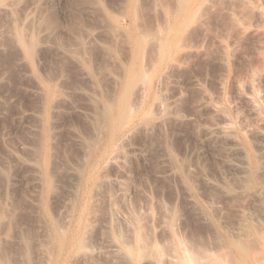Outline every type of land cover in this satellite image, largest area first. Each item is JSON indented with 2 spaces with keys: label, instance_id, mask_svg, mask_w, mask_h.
<instances>
[{
  "label": "rangeland",
  "instance_id": "374dc122",
  "mask_svg": "<svg viewBox=\"0 0 264 264\" xmlns=\"http://www.w3.org/2000/svg\"><path fill=\"white\" fill-rule=\"evenodd\" d=\"M140 2L138 23L142 30L149 33L157 30L164 21L166 11L172 10L175 6L174 0ZM14 7L17 8H14L13 15L0 10V170L4 172L0 171L3 175L0 176V183L1 179L5 180L0 184L3 186L5 183L3 186L5 189L1 190L0 186V193L4 192L5 195L4 197L0 195V199L3 197L0 202L3 199L2 202L8 201L9 198L10 209L15 211V213L11 211L10 218L12 221L15 217L19 220L11 222L10 238L13 240L10 243L15 244L12 237L18 236L17 233L22 228L27 232L31 230L28 233L31 232L33 235L31 238L35 239V242L30 241L34 246L31 250L33 252L36 250L37 240L42 237L40 235L42 231H38L40 228L37 224L45 223L47 226L52 219L58 220L60 217L62 227L65 222L67 230L78 228V238L84 239L85 236L86 239L83 240L85 247L77 248L76 245L73 253L71 252L72 255H69L72 260L67 259L65 264H180L183 262V254L186 256V253L195 258L198 264L216 262L218 264V259H224V262L230 264L238 255L230 244L234 240L244 241L247 246L248 244L254 246L255 248H251L253 252L256 249V240L252 236L254 237L257 231L261 233L264 230V174L259 176L261 170L255 164L258 157H264L263 150L260 151L258 145L257 147L255 145L261 138L256 136L260 131L264 132V0H211L205 5L197 19L182 31L179 46L177 44L173 46L172 55L169 58L157 59L150 64L151 66H147L148 73L144 72V78L142 77L141 84H138L140 88L150 87L151 94L145 108L151 114L147 115V112L144 119L138 118L128 122L110 144L107 130L105 133L104 129L93 134L94 124L90 126L93 120L90 115L86 118V115L92 112L89 110L91 106L87 104H91L88 97L94 95L96 89L97 92L98 89L99 91L111 89L112 75L119 72V65L127 56L129 46L126 40L124 37L114 39L111 26L110 28L108 26L111 24L105 21L108 12L118 11L120 0H18ZM39 7L41 17L45 16L46 19L51 12L55 19L52 31L48 29L47 22L41 23L40 36L44 34L56 37L53 39L56 44L51 41L53 37L41 36L42 51L38 50V59L35 58L37 62L34 61L30 67L14 42L11 25L15 16L20 20L29 12V15L35 17ZM32 9L34 12H31ZM55 31L58 37L54 35ZM85 31L87 32L85 35L91 31L97 33L96 41H91L92 45L89 43L90 48L92 46L91 49L94 50V52L90 50V54H93L89 61L91 67L93 65L96 69V73L90 69L92 71L90 79L96 89L89 84L90 79L82 80L86 77L82 74L79 63L71 59V56V60L68 59V54L64 56L62 52L66 54V47H60L65 44L71 49L76 44L74 49H77V43L73 44L71 40ZM75 41L77 42V40L73 42ZM92 56L94 61L91 59ZM73 61L74 63L76 61L75 65ZM27 68L30 71L27 72ZM28 75H32L31 78ZM44 77L45 81L46 77L50 80L54 78L53 82L56 85L59 82L58 89L61 88L69 99L68 102L65 94H62L66 102L65 100L64 103L62 100L58 102V104L62 102L60 106L58 105L61 112L57 110L51 115L54 116L55 113L59 115H56L57 117L49 115L47 120L41 96L38 95L39 90L35 87V84L44 85ZM35 80L37 81L34 82ZM36 96L41 102L37 103L39 100ZM250 96L254 101L249 100ZM155 99L162 102L160 108H158L160 104L155 105L157 103ZM152 100H155L154 105L157 107L153 106ZM249 102L253 104L249 105ZM38 107L42 110L40 111ZM36 119L39 122H36ZM38 123L41 125L38 126ZM140 123L145 125L141 126ZM34 126L38 128L35 130ZM223 127L232 128V132L236 133L224 137L217 131ZM30 128L34 129L36 134L34 131H31L33 132L31 134ZM212 129L214 130L211 131ZM37 132L41 138L44 135L52 138L50 140L54 143L53 151H55L53 146L57 147V152L51 151L48 171L52 170L51 175L56 174L53 175L55 178L53 176L51 178L56 179L52 180L58 185H55L58 194L55 192V199L48 205L43 204L40 209L35 206L32 199L36 196L32 197V194L37 192L34 183L36 180L39 181L38 179L34 181V176L44 167L42 159L37 158L35 161L37 155H33L36 150L32 149L40 141H36ZM32 135L37 136L34 137L35 140L32 139ZM27 138L36 141V144L33 142L29 144ZM90 140L92 142L94 140V143H97V140L100 142L97 143L94 152L89 149L87 153V143H92ZM235 140L240 144L237 145ZM30 145L33 147H29L28 151L25 146ZM22 147L26 150L23 151ZM105 147L106 151L101 156ZM235 147H240V151H237L241 154L245 152V156H241ZM21 150L26 156L30 152L28 159L22 155ZM234 150L237 154L233 155ZM83 153L84 156L90 154L86 161L84 160L86 163H83ZM12 155H15L18 161ZM95 158L99 159V162L92 172L94 177L88 179ZM239 158L245 160L240 161ZM245 161L248 166L244 164ZM259 161L264 163L263 158H259ZM18 162H22L21 165ZM25 165H29L30 169L34 167L29 170L27 166L23 167ZM52 166L54 169H51ZM5 167L9 169L4 170ZM244 167L250 172L242 171ZM239 169L240 172H244L243 174H247L248 178L251 176V180L246 177L249 181L246 179L244 181L245 175L239 173ZM75 173H78V178ZM10 174L13 179L10 178ZM238 176H241L242 181ZM19 181L25 182L26 185L22 186ZM10 184L12 187L18 185V188L21 186L22 188L18 192L14 189L16 186L12 189ZM33 187L35 192H32ZM23 188L27 191L22 190ZM9 189L13 190L12 197L8 194ZM14 191L21 192V196L20 194L19 197L16 196L17 193L14 194ZM73 192H77V195L74 194L76 198L72 197ZM12 198L17 207L12 203ZM83 201L86 202L85 216L79 221ZM64 202L71 204L73 210L69 205L65 208ZM11 207L17 208L18 214ZM61 208L69 213L68 216L71 214L70 221L69 219L66 221L67 213L62 212ZM50 209L52 211L57 209V216ZM14 225L19 230H12ZM14 227L13 229L16 228ZM140 246L147 247L150 255H147L149 251L145 252L146 256L144 252L142 255L140 250L143 251V248ZM182 249H185V252ZM39 251L40 249H37L38 257L41 256ZM35 252L33 254H36ZM78 252L83 256H78L80 255ZM231 252L234 254L233 257ZM76 254L79 259L73 257ZM238 258L239 256L236 260ZM224 262L221 260L219 264H225Z\"/></svg>",
  "mask_w": 264,
  "mask_h": 264
},
{
  "label": "bare ground",
  "instance_id": "6f19581e",
  "mask_svg": "<svg viewBox=\"0 0 264 264\" xmlns=\"http://www.w3.org/2000/svg\"><path fill=\"white\" fill-rule=\"evenodd\" d=\"M18 0H0V10H2V11H5V12H7V13H9V14H15L14 13V11H15V9L14 8H17V7H14L15 5H16V2H17ZM175 1V6H174V8L172 9V10H168V11H166V15H165V18H164V21L159 25V27L157 28V30L154 32V33H149V32H146V31H144V30H142L141 28H140V25H139V23H138V20H139V18H137L138 17V9L140 8V0H120V7H119V9H118V11L117 12H114V13H111V12H108L107 13V15H106V19H105V21L106 22H108L109 24H111V25H108L109 26V28H110V26H111V29L110 30H112V34H113V38L115 39L116 37L118 38V37H124V39L126 40V42H127V44H128V46H129V49L127 50L128 52H127V56L126 57H124V59L122 60V62L120 63V65H119V68H120V70L118 69V73H116V74H114V75H112V83H113V86H111V89L110 90H100L99 91V89H98V92H97V89L95 88V87H93L92 85L94 84V82L93 81H91L92 79H90L91 78V76H92V71L93 70H95V73H96V69H95V67L92 65V67H91V63H90V61H89V58H90V56H91V54H93V53H91L90 54V50H92L91 48H92V46H91V48H90V44L89 43H91V41H96V34L97 33H95L96 31L95 30H93V29H91V30H93V31H95V32H88V35H85V34H87V32L85 31V33L83 32L82 34H79L78 36H77V38L76 39H74V40H77V42L75 41V42H73L72 40H71V42L74 44V43H77V49H74L75 48V45L76 44H74V48H71V49H68V47H67V45H65L64 44V46H60V47H63V48H65L66 47V54L64 53V52H62L63 54H64V56L65 55H69V56H67L68 57V59H70L71 57V59H75L78 63H79V66H80V68H81V72H82V74L86 77V78H82V80H88V79H90V81H89V84L93 87V88H95L96 89V91H94L95 92V94L93 95H90L88 98H89V100H90V103L91 104H89V103H87L89 106H91V108H93V109H91V108H89V110L90 111H92L91 112V114H88V115H86V118H87V116H89V117H91L92 118V120H93V123H91L92 125H90V126H93V124H94V133L93 132H91V133H93V134H95V131H102V130H104L105 129V131H104V133L106 132V130H107V132H108V134H109V144L114 140V137L116 136V134L119 132V131H121L122 129H123V127L128 123V122H133V121H135L136 119H141L142 120V118L144 119V116H145V114L148 112V111H146V104H147V101H148V99H149V96H150V94H151V92H150V87L149 86H142L143 88H140L139 86L140 85H138L139 83H140V80H142V77L144 78V72H147L146 70H148V67L147 66H149L150 64L152 65V63H154L157 59H164V58H169L172 54V49H173V46L175 45V44H177V46H179V43H180V41H181V35H182V31L184 30V28L188 25V24H190V23H192V22H194L196 19H197V17L199 16V14H200V11L202 10V8H204V6L205 5H207L211 0H174ZM20 2V1H19ZM18 2V3H19ZM17 3V4H18ZM36 4V3H35ZM37 7V6H36ZM83 7V6H82ZM34 9V8H33ZM33 9H32V11L31 12H34L33 11ZM84 10V9H83ZM39 11H40V7H39V10L37 11L38 13V15H39ZM41 11H42V9H41ZM30 13L28 12V14H26V16L22 19V18H20V20L19 19H17L18 18V16H17V18H16V16L15 17H13L12 15H11V18L13 17V21H12V35H13V39H14V42H15V44L19 47V51L22 53V55H23V57L22 58H24V59H26V61L25 62H27V64L31 67L32 66V64H33V62L34 61H36L35 60V58L36 59H38V56H37V53L39 52L38 50L40 49V48H42V46H43V41H41V39H40V37L42 36H40V32H41V29H40V25H41V23L44 21V23L45 22H47V25H48V29L49 30H51L52 31V29L54 28V24H55V19H54V15H53V13H51V12H49L48 13V16H46V19H44V17L42 16L41 17V15H39L40 17H38V15L37 14H35V17H33V16H31V15H29ZM36 15H37V17H36ZM105 16V15H104ZM22 17V16H21ZM43 23V24H44ZM107 23V24H108ZM45 25V24H44ZM43 25V27H45ZM72 27H74V26H72ZM81 27V26H80ZM76 28V27H75ZM79 28V27H78ZM82 28V27H81ZM80 28V29H81ZM77 32H78V30H77V28L75 29ZM74 30V31H75ZM40 31V32H39ZM43 31V30H42ZM81 31H82V29H81ZM56 33L54 34V32H53V34L55 35V36H57L58 37V35H56L57 34V31H55ZM49 33H50V31H49ZM79 33V32H78ZM77 33V34H78ZM47 34V33H46ZM76 34V35H77ZM85 35V36H84ZM43 36H49V35H44L43 34ZM42 36V37H43ZM41 37V38H42ZM49 37H53V36H49ZM45 38V37H44ZM54 38H56V37H53L52 38V40H51V38H50V40L51 41H54L53 39ZM73 38H75V37H73ZM61 39V38H60ZM48 42H49V40H48ZM55 42V41H54ZM63 42V41H62ZM58 43H59V41H58ZM63 43H65V42H63ZM63 43H61V44H63ZM72 43H71V45H72ZM45 44V43H44ZM46 44H49V43H47L46 42ZM55 44H56V42H55ZM54 44V45H55ZM60 44V45H61ZM67 44V43H66ZM91 45H92V43H91ZM69 47H70V44L68 45ZM73 46V45H72ZM45 47V46H44ZM57 48H58V46H56ZM94 49V48H93ZM40 51H42V49H40ZM58 51V50H57ZM93 52H94V50H92ZM61 53V52H60ZM90 54V55H89ZM21 55V56H22ZM71 56V57H70ZM144 56L146 57V60L144 61ZM93 58V61H94V57L92 56L91 57V59ZM70 59V60H71ZM173 59H174V57H173ZM76 61H75V63H76ZM24 62V63H25ZM37 62V61H36ZM73 63H74V61H73ZM75 63H74V65H75ZM77 63V64H78ZM92 64H94V62L92 63ZM35 65H36V63H35ZM38 65V64H37ZM150 65V66H151ZM25 66H26V63H25ZM78 66V65H77ZM78 66V67H79ZM26 67H28V66H26ZM64 67V66H63ZM62 67V68H63ZM77 67V68H78ZM92 68V69H91ZM147 68V69H146ZM28 69V68H27ZM92 71H91V70ZM65 70V69H64ZM80 70V69H79ZM27 72L28 71H30L29 69L28 70H26ZM57 72V71H56ZM52 73V72H51ZM95 73H94V75H95ZM148 73V72H147ZM28 74V73H27ZM50 73H48V75H49ZM54 74V73H53ZM79 74V73H78ZM81 74V73H80ZM82 74H81V76H82ZM29 76V75H28ZM30 76H32V75H30ZM29 76V77H30ZM57 76H58V74H57ZM57 76H56V78H57ZM63 76V75H62ZM146 76V75H145ZM48 77V76H47ZM46 77V81H45V77H44V81H45V83H43L44 85H39L38 86V84H35L36 86V88L39 90V94L38 93H35V94H38V95H40L41 96V99H42V105H43V112H44V114H45V118H46V120H47V118L49 117V115H51V114H54V112H57V110H58V105L60 106V104L62 103H60V104H58V102L59 101H63V103H64V100H63V98H65L66 97V94L64 93V92H62L60 89L61 88H59L58 89V87H57V85L59 84V82L57 83V85H56V83H54L53 82V80H54V78L52 79V80H50V79H48ZM31 78V77H30ZM43 78V77H42ZM33 79V78H32ZM37 80H35L34 82H36ZM98 81V80H97ZM85 82V81H84ZM93 84H92V83ZM143 82V81H142ZM144 83V82H143ZM141 84V83H140ZM142 85H145V84H142ZM148 85V84H147ZM38 86V87H37ZM34 87V88H35ZM137 87H139V88H137ZM137 89V90H136ZM61 91V92H60ZM151 91H153V89L151 90ZM34 92H36V91H34ZM80 92V91H79ZM78 92V93H79ZM83 92V91H82ZM81 92V93H82ZM90 92H91V90H90ZM97 92V93H96ZM154 92V91H153ZM84 93H86V92H84ZM92 93H93V91H92ZM253 93V92H252ZM62 94H65V97H64V95L62 96ZM153 94V93H152ZM242 94V93H241ZM240 94V95H241ZM37 95V96H38ZM86 95H88L87 93H86ZM86 95L84 96L85 97V100L87 99L86 98ZM244 95H245V93H244ZM36 96V97H37ZM206 96V95H205ZM246 96V95H245ZM39 97V96H38ZM38 97H37V100H39L38 99ZM83 97V98H84ZM204 97V96H203ZM248 97H249V95L247 96V99H248ZM251 97V96H250ZM205 98V97H204ZM242 98V97H241ZM243 98H244V96H243ZM253 97H251L249 100H253L254 101V99H252ZM66 99H67V97H66ZM36 100V101H37ZM68 100V102H69V99H67ZM89 100H88V102H89ZM156 100V99H155ZM155 100L153 101L154 103H153V106L154 107H157L159 104H160V106L158 107V108H160L162 105V102L160 103V102H158V100H156L157 101V103L155 102ZM39 102H41L40 100L37 102V103H39ZM65 102H66V100H65ZM67 102V103H68ZM152 103V102H151ZM156 103V104H155ZM174 103H175V100H174ZM202 102H200V104H201ZM205 103V102H204ZM252 103V102H251ZM41 104V103H40ZM39 104V105H40ZM157 105V106H155V105ZM203 104V103H202ZM249 105H252V104H250V102L248 103ZM152 105V104H151ZM208 105H211V104H208ZM208 105H207V107H208ZM38 106V105H37ZM41 106V105H40ZM39 106V107H40ZM149 106V105H148ZM152 106V107H153ZM38 107V108H39ZM62 107V106H61ZM37 108V109H38ZM41 108H42V106H41ZM63 108V107H62ZM150 108V107H149ZM204 109V108H203ZM207 109V108H206ZM210 109V108H209ZM211 109H213V108H211ZM214 109H216V108H214ZM213 109V110H214ZM253 109V108H252ZM255 109V108H254ZM39 110L41 111L42 109H40L39 108ZM38 110V112H40ZM88 110V111H89ZM217 110V109H216ZM220 110V109H219ZM222 110V109H221ZM37 111V110H36ZM59 111V110H58ZM61 111H59V113H60ZM41 113V112H40ZM83 113V112H82ZM83 114H85V113H83ZM148 114H151L150 112H148L147 113V115ZM58 116L59 114H56L55 113V115L53 116V115H51V116H53V117H55V116ZM62 115V114H61ZM56 116V117H57ZM83 116V115H82ZM85 116V115H84ZM60 117V116H59ZM89 117H88V119H89ZM150 117V116H149ZM35 118H36V116H35ZM37 118H40V117H37ZM52 119V118H51ZM147 119V118H146ZM145 119V120H146ZM38 119H36V122H39V120L37 121ZM35 122V123H36ZM40 122H41V119H40ZM146 122V121H145ZM144 122V123H145ZM57 123V122H56ZM149 123H150V121H149ZM148 123V124H149ZM55 124V123H54ZM58 124V123H57ZM146 125H147V123H145ZM145 124H141L140 123V125L142 126H144ZM231 124V123H230ZM39 125H41V123L39 124L38 123V126ZM139 125V126H140ZM225 125V124H224ZM226 125H228V123L226 124ZM56 126V125H55ZM138 126V125H137ZM136 126V127H137ZM148 126V125H147ZM146 126V127H147ZM232 126V125H231ZM230 126V127H231ZM57 127V126H56ZM55 127V128H56ZM134 127V126H133ZM145 127V128H146ZM34 128H35V126H34ZM38 128V127H37ZM37 128H35V130L37 129ZM51 128V127H50ZM90 129V128H89ZM208 129V128H207ZM39 130H40V128H39ZM91 130H93L92 128H91ZM132 130V129H131ZM131 130H129V131H131ZM202 130V129H201ZM200 130V131H201ZM214 129H212L211 131H213ZM215 130H216V128H215ZM263 130V129H262ZM31 131H34V129H31L30 128V133L32 134L33 132H31ZM52 131V130H51ZM208 131V130H207ZM206 131V132H207ZM211 131H209V133L211 132ZM217 131H218V133L219 134H222L224 137L226 136H231V134L233 133V134H235L234 132H232L233 130H232V128L230 129L229 127L228 128H226V127H223V128H218L217 129ZM217 131H214V132H217ZM264 131V130H263ZM56 131H54V133H55ZM205 132V133H206ZM34 133H35V131H34ZM38 133V132H37ZM40 133H42V131L40 132ZM103 132H101V134H102ZM204 133V134H205ZM208 133V132H207ZM207 133H206V135H207ZM36 134V133H35ZM35 134H33V135H35ZM44 134V133H43ZM97 134V133H96ZM101 134H100V136H101ZM211 134V133H210ZM257 134V133H256ZM32 135V136H33ZM92 135V134H91ZM237 135V134H236ZM39 137V139H37L38 137ZM37 136H33V138L32 139H34L35 140V138L34 137H37L36 138V141L37 140H40L39 142H37V145H34L35 146V148L34 149H32V150H36V152L38 153H34V151L33 152H31V154L32 153H34L33 155L35 156V154L37 155V156H35V158H36V160H35V158L33 157V155H31L33 158H34V160L35 161H37V158H39V159H42L41 161H42V164H43V166L44 167H42L41 168V171L39 170V171H37L39 174H37V175H35L34 176V181L36 180V179H38L39 181H35V187H37V192H35L33 189H34V187L32 188V192H35L34 193V195L32 194V197L33 196H35V198H32V199H34V202H35V206L36 207H40L41 208V206L44 204V205H48L53 199H55V190H56V186L55 185H57V184H55V182L53 181V180H56V179H53V178H51V176H53V175H56V174H53V175H51L52 173H50V172H52V170L51 171H48V165H49V160L51 159V155H52V152H57L56 151V149H57V147L55 148V145L53 146V148L55 149V151H53L52 150V144H54V143H51V140L50 139H52L51 137L49 138V136L48 135H44L42 138L40 137V134L38 133V135ZM51 136H53L54 137V135H51ZM77 136V135H76ZM95 136H97V135H95ZM214 136V135H213ZM217 136V135H216ZM215 136V137H216ZM222 136V137H223ZM235 138H236V136L235 135H233ZM259 136V137H258ZM260 136H261V138H263V140H261V138H260ZM219 137H221V136H219ZM223 137V138H224ZM233 137V138H234ZM239 137V136H238ZM255 137V136H254ZM256 137H258V138H260V140L259 141H257V143L255 144L256 145V147H257V145H258V148L260 149V151L261 150H263V152H264V132H261L260 131V133L256 136ZM30 138H31V136H30ZM30 138L28 139V141L27 142H29V144H30V142L32 143L33 141L32 140H30ZM41 138V139H40ZM85 138H87L86 136H85ZM89 139L91 138V136L89 135V137H88ZM97 138V137H96ZM222 138V139H223ZM240 138V137H239ZM82 139V138H81ZM88 139V140H89ZM100 139V138H99ZM98 139V140H99ZM212 140H214L213 138H211ZM219 139H221V138H219ZM226 139V138H225ZM237 139V138H236ZM241 139V138H240ZM24 140V139H23ZM26 140V139H25ZM54 140V139H53ZM92 140V139H91ZM90 140V141H91ZM96 141L97 143H99L100 141ZM224 140V139H223ZM228 140V139H227ZM229 140H231V138L229 139ZM239 140V139H238ZM238 140H235V141H237L236 142V144L238 145V144H240L239 143V141ZM242 140V139H241ZM240 140V142H242ZM35 141V142H36ZM56 141V140H55ZM207 141V140H206ZM210 141V140H209ZM233 142H234V139L232 140ZM35 142H33V144H36ZM57 142V141H56ZM80 142H82V141H79V143ZM88 142V141H87ZM92 142V141H91ZM95 141L93 140V142L92 143H87V147H88V149H87V151L90 149V150H94V149H96V147H97V143H94ZM226 142V141H225ZM231 142V141H230ZM211 143V142H210ZM217 143V142H216ZM221 143V142H220ZM229 143V142H228ZM223 144H225L224 143V141H223ZM229 144H233V143H229ZM236 144H233V145H236ZM28 145V144H27ZM81 145H85V143H81ZM56 146H57V144H56ZM240 146H242V145H240ZM29 147H33L32 145H30V146H25V148L28 150V151H30V149H28ZM85 147V146H84ZM86 147V148H87ZM245 147V146H244ZM243 147V148H244ZM23 149V151L24 150H26L24 147H22ZM81 148H82V146H81ZM85 148V149H86ZM106 148L107 147H105V149H104V151L102 152V154H101V156L103 155V153H105V151H106ZM230 148V147H229ZM240 148V147H239ZM239 148H237V147H235L234 149L237 151V150H239L240 151V149ZM257 148V149H258ZM84 149V148H83ZM83 149H81L82 151H83ZM228 149V148H227ZM247 149V148H246ZM21 150V151H22ZM89 150V151H90ZM109 150V149H108ZM225 150V149H224ZM223 150V151H224ZM234 150V151H235ZM243 151H244V149H242ZM250 150V149H249ZM23 151H22V155H25V154H23ZM27 151V152H28ZM52 151V152H51ZM85 151V150H84ZM83 151V152H84ZM89 151L87 152V153H89ZM91 151V152H92ZM233 151V150H232ZM231 151V152H232ZM236 151L233 153V155L236 153ZM94 152V151H93ZM230 152V153H231ZM238 152V151H237ZM24 153H26V152H24ZM30 152H28V154H29ZM85 153H86V151H85ZM85 153H83V156L85 155ZM86 153V154H87ZM238 153H240V155L242 156V155H244L245 154V152H244V154H241V152H238ZM243 153V152H242ZM11 154H12V152H11ZM10 154V155H11ZM28 154H27V156L25 155L24 157H27V159H28ZM54 154V153H53ZM237 154V153H236ZM10 155H8V156H10ZM29 155V156H30ZM233 155H232V157H233ZM240 155H238V156H240ZM13 156V155H12ZM15 156V155H14ZM13 156V157H14ZM88 156H90V154H88ZM88 156H84L83 157V161L86 159V158H88ZM245 156V155H244ZM20 157V156H19ZM18 157V158H19ZM32 157H29V158H31L32 159V161H34L33 160V158ZM81 157V156H80ZM250 157H252V156H250ZM15 158V157H14ZM13 158V159H14ZM259 158L261 159V158H263L264 159V157H258V159H257V162L255 163V162H253V163H255L256 165H257V167L261 170V172L259 173V176H260V174L261 175H263L264 174V163L262 162V161H259ZM16 159V158H15ZM23 159V158H22ZM31 159H30V161H31ZM38 159V160H39ZM55 159V158H54ZM53 158H52V160H54ZM82 159V158H81ZM240 159V158H239ZM17 160V159H16ZM15 160V161H16ZM51 160V161H52ZM90 160H92V158L90 159ZM98 160V161H97ZM234 160V159H233ZM243 161L245 160V159H242ZM241 159H240V161H242ZM18 161V160H17ZM24 161V160H23ZM31 161V162H32ZM34 161V162H35ZM50 161V162H51ZM86 161V160H85ZM83 162V163H86V162ZM88 161V160H87ZM101 161V160H100ZM239 160H238V162H240ZM246 161H248L247 159H246ZM246 161L244 162V164H246ZM254 161H255V159H254ZM52 162H54V161H52ZM80 162H82V160L80 161ZM90 162V161H89ZM99 162V159H94V161L92 162V164H91V171H90V173L88 174V179L89 178H93L94 176L92 175V172H93V170H94V168H95V166H96V164ZM174 162V161H173ZM229 162H231V161H229ZM233 162V161H232ZM231 162V163H232ZM7 163V162H6ZM19 163V165H21V163L20 162H18ZM17 163V164H18ZM36 163V162H35ZM39 163V161L37 162V164ZM171 163V162H170ZM175 163V162H174ZM174 163H172L173 165H174ZM241 163V162H240ZM248 163V162H247ZM53 164V163H52ZM52 164H50V167H51V165ZM81 164V163H80ZM227 164V163H226ZM4 166H8V164L7 165H5V164H3ZM85 165V164H84ZM87 165H90V164H87ZM172 165V166H173ZM228 165H229V163H228ZM247 165V164H246ZM3 166V167H4ZM27 165H25V166H23V167H26ZM54 166V165H53ZM53 166H52V168L51 169H54L53 168ZM83 166V164L81 165V167ZM170 166V165H169ZM177 166V165H176ZM232 166H234V165H232ZM248 166V165H247ZM2 167V168H3ZM29 167V165L27 166V168ZM34 167V166H33ZM33 167H32V169H33ZM50 167H49V169H50ZM229 167H231V165L229 166ZM6 168H8V167H5L4 168V170L6 169ZM86 168H88V166L86 167ZM173 168H174V166H173ZM237 168H239V167H237ZM236 168V169H237ZM242 167H240V169H241ZM246 167H244V169L242 170V171H246V169L248 170V168H246ZM251 168V167H250ZM253 168V167H252ZM255 168H256V166H255ZM9 169V168H8ZM29 170H32V169H30V168H28ZM37 169V168H36ZM83 169V168H82ZM170 169H172V167L170 168ZM183 169V168H182ZM235 169V168H234ZM234 169H232V170H234ZM240 169L238 170V172L239 173H242V171L240 172ZM258 169V170H259ZM255 170H257V169H255ZM0 171H2V170H0ZM7 171V170H6ZM35 171V170H34ZM35 171V172H36ZM54 171V170H53ZM244 171V172H245ZM3 172V171H2ZM1 172V173H2ZM78 172V171H77ZM79 172H81V171H79ZM85 172H86V169H85ZM237 172V173H238ZM243 172V173H244ZM247 172V171H246ZM245 172V173H246ZM250 171H248L247 173H249ZM256 172H258V171H256ZM4 173V172H3ZM6 173H8V172H6ZM95 173V172H94ZM98 173V172H97ZM242 173V174H243ZM74 174V173H73ZM76 175V178H78V176L79 175H77L78 173H75ZM81 174V173H80ZM86 174V173H85ZM177 174V173H176ZM4 175H6V174H4ZM11 175L12 174H10V178L11 179H13L12 177H11ZM30 175H32V174H30ZM100 175V174H99ZM99 175H96L97 177H100ZM243 175H245V174H243ZM247 175V174H246ZM245 175V178H243V180L244 179H246V180H248V179H250L251 180V178L249 177H247ZM250 174H248V176H249ZM0 176L2 177L3 175L2 174H0ZM75 176H73V177H75ZM178 176H180V175H178ZM258 176V177H259ZM5 177V176H4ZM54 178H55V176H53ZM82 177V176H81ZM84 177V176H83ZM239 177V176H238ZM241 177V176H240ZM239 177V179L242 181V179ZM242 177H244V176H242ZM248 179H247V178ZM9 178V180H11ZM32 178H33V175H32ZM96 178V177H95ZM53 179V180H52ZM75 179V178H74ZM78 180V179H77ZM76 180V182H78L79 183V181H80V179H79V181H77ZM92 180V179H91ZM239 180V181H240ZM32 181V180H31ZM75 181V180H74ZM245 181V180H244ZM249 181V180H248ZM3 182H5V180H2L1 179V183H3ZM10 182V181H9ZM16 182H18V181H16ZM19 182H21L20 184L22 185H26V183L24 182L23 183V181H19ZM0 183V184H1ZM92 183V182H91ZM5 184V183H4ZM4 184H3V186H4ZM20 184H19V186H20ZM34 184H32V185H34ZM75 184V183H74ZM74 184H72L73 185V187L75 188V186H74ZM89 184V183H88ZM22 185V186H23ZM24 185V186H25ZM76 185H77V188H78V184L76 183ZM81 185H84V184H81ZM0 186H2V185H0ZM1 187V190H2V188H4V187ZM9 186H11V184L9 185ZM16 186V188H14V189H17L18 190V192H19V189L21 190V188H22V186H21V188H18V185H14L13 187H15ZM58 186V185H57ZM88 186V185H87ZM13 187L11 186V188L13 189ZM28 187H30V186H28ZM10 188V187H9ZM25 188V187H24ZM22 189V190H24V191H27V190H25V189ZM31 188V187H30ZM29 188V189H30ZM58 188V187H57ZM77 188H75V190L77 189ZM5 189V188H4ZM28 189V188H27ZM8 191H10V189L8 190ZM11 191H13V190H11ZM11 191H10V193L8 192V194H10V197H12V194H11ZM89 191V190H88ZM2 193V192H1ZM0 193V195H4V192L1 194ZM13 193V192H12ZM15 193H17V191L15 192L14 191V194ZM57 194H58V192H56ZM18 194H20V196H21V192L20 193H17L16 194V196L18 195ZM23 194V193H22ZM56 194V195H57ZM74 194H76L77 195V192H73V194L72 195H74ZM27 195V194H26ZM76 195H74V196H72V197H75L76 198ZM1 196V199L5 196H3L2 197ZM14 196V195H13ZM79 196V195H78ZM86 196V195H85ZM15 197V196H14ZM18 197H19V195H18ZM18 197H15V199H18ZM22 197L24 198V195H22ZM22 197H20V198H22ZM57 197H59V196H57ZM80 197V196H79ZM26 198V197H25ZM30 198H31V195H30ZM75 198H72V200H76ZM83 198V197H82ZM85 198V197H84ZM89 198V197H88ZM0 199V200H1ZM13 200H11L12 201V203H14L15 204V206H16V204L17 203H15V202H13L14 201V198H12ZM31 199V200H32ZM4 200V199H3ZM2 200V201H3ZM19 200V199H18ZM17 200V202H19ZM60 199H58V201H59ZM83 200V199H82ZM0 202V264H65V263H67L66 261H67V259H71L70 258V256L72 255V250H73V248L77 245V248L79 247V248H82V247H85V246H83V243H85L83 240H85L86 241V239H85V236H84V239H79L78 238V228L77 229H75V230H73V229H71V230H67V229H65L66 227L64 226L65 225V222H64V225H63V222H62V225H63V227L61 226V221H59L61 218L59 217L58 218V220L57 219H52L51 220V222H50V224L49 225H45V223H42V224H37L36 226L37 227H39L40 229H38V231L39 230H41L42 232H41V234L40 235H42V237L40 238V239H36L37 240V243H36V245L35 244H33V245H35V249L36 250H34V251H36L35 253L36 254H33V252L31 251L32 250V248L34 247V246H32V243L30 242V241H33V242H35V239L34 238H31V236H33V235H31L32 233L30 232V234L28 233L29 231H31V230H28V232H27V230H24L23 228H22V226H21V230L20 231H18V236H16L15 234V236H13L12 237V235H13V233L11 234V237L12 238H14V241L13 242H15V244L14 243H10V241H12L13 239H11L10 238V230H11V222L13 223V221L16 219V220H18L17 219V217H15V219L12 221L11 219L12 218H10L11 217V211L13 210H11L10 209V206L11 205H9V203H8V201H10V199L8 198V201H4V202ZM55 202H56V200H54ZM89 201V200H88ZM91 201V200H90ZM21 202V201H20ZM69 202H71V201H69ZM84 202V201H83ZM11 203V202H10ZM11 203V204H12ZM32 203V202H31ZM57 203V202H56ZM55 203V204H56ZM72 203L73 204H75L74 203V201H72ZM82 203V202H81ZM19 204H21V203H19ZM22 205V204H21ZM50 205H54V204H50ZM68 203L67 204H65V202H64V207L65 208H67L68 207ZM14 206V205H13ZM33 206V205H32ZM67 206V207H66ZM70 206H72L71 204L69 205V207ZM74 206V205H73ZM17 207V206H16ZM20 207V206H19ZM91 207V206H90ZM89 207V208H90ZM11 208H14V207H11ZM32 208H34V206L32 207ZM39 208V209H40ZM50 208H52V206L50 207ZM71 208V210H73L72 208L73 207H70ZM15 210L17 209V208H14ZM37 209V208H36ZM62 209V208H61ZM69 209V208H68ZM18 210V209H17ZM17 210H16V214H18L17 213ZM51 211H52V209H50ZM57 210V209H56ZM56 210H53L52 212H54V213H56V212H58V210L56 211ZM63 210V209H62ZM70 210V211H71ZM77 211H78V208L76 209ZM75 210V211H76ZM85 210H86V202H84L83 203V205H82V207H81V211H79L80 212V215H79V221H81L82 219H83V216H85L84 214H85ZM90 210H91V208H90ZM40 211V210H39ZM61 211V210H60ZM13 212V211H12ZM42 212V211H41ZM62 212H66V211H62ZM13 213H15V211L13 212ZM37 214H38V212H36ZM60 213V212H59ZM67 213V212H66ZM43 214V213H42ZM41 214V215H42ZM60 214H63V213H60ZM15 215V214H14ZM13 215V216H14ZM39 215V214H38ZM67 216H65V217H67L66 219V221H68V219H69V217L71 216V214H70V216H68L69 215V213H67L66 214ZM90 215V213L88 214V216ZM12 216V217H13ZM56 216H57V213H56ZM55 215H54V218L56 217ZM87 216V217H88ZM40 218H43V217H41V216H39ZM86 217V218H87ZM71 218V217H70ZM76 218V217H75ZM44 219V218H43ZM77 220V219H76ZM87 220V219H86ZM19 221V220H18ZM18 221H16V222H18ZM38 221H40V219L38 220ZM37 221V222H38ZM44 221V220H43ZM43 221H41V222H43ZM69 221H70V219H69ZM48 223H49V221H48ZM67 223H69V222H67ZM72 223V222H71ZM88 223V221L87 222H85V224H87ZM14 224H15V222H14ZM19 224H20V222H19ZM16 225V224H15ZM14 225V226H15ZM21 225V224H20ZM12 226V230H19V229H17V226ZM77 226V225H76ZM76 226H75V228H76ZM13 227L15 228V229H13ZM19 227V226H18ZM82 227V226H81ZM88 227V226H87ZM25 228V227H24ZM28 228V227H27ZM84 230V229H83ZM86 230V229H85ZM26 231V232H25ZM11 232H13V231H11ZM14 232H16V231H14ZM40 233V232H39ZM257 233V234H256ZM255 233V235H254V237L252 236V238H254L255 240H256V243H255V241L253 240V239H251V240H253L254 241V243L256 244H254L255 246H256V249H254V251L252 252V250L253 249H251L252 247H254V246H249V244L248 243H250V241L247 243L248 244V246L244 243V241H239V240H234V241H232V243H230L231 245H232V249H234L235 251H237L238 252V255H237V257L239 256V258L236 260V258L234 257L233 259H235L233 262H230V264H264V230H263V232H261V233H258V231ZM84 234V233H83ZM252 234H253V232H252ZM30 235V236H29ZM36 236V235H35ZM40 237V236H39ZM16 238V239H15ZM11 239V240H10ZM30 239H32V240H30ZM180 242V241H179ZM139 243V242H138ZM139 245H142V244H140L139 243ZM138 245V246H139ZM143 245H145V244H143ZM181 245V244H180ZM231 245H229V246H231ZM252 245H253V242H252ZM13 247V248H12ZM141 247V246H140ZM139 247V248H140ZM181 247H182V245H181ZM248 247H250L249 249L251 250V252H250V250L248 249ZM130 248V247H129ZM141 248H143V247H141ZM140 248V249H141ZM144 248H146V250L144 251ZM144 248H143V251H141L140 250V252H141V254L144 252V254H145V252L146 253H148L147 251H149V250H147L148 248L147 247H145L144 246ZM177 248V247H176ZM255 248V247H254ZM37 249H40V251H39V255L41 254V256L40 257H38L37 256ZM75 249V248H74ZM158 249V248H157ZM131 250H133V247H131ZM185 249H182V251H184ZM80 251V250H79ZM159 251V250H158ZM232 251V250H231ZM72 252V253H71ZM84 251H82V253H83ZM136 252H137V250H136ZM185 252V251H184ZM183 252V253H184ZM81 252L79 253H77V254H80V255H78V256H83V254H82ZM235 253V252H234ZM71 254V255H70ZM77 254L75 255V256H73V257H75V258H78V256H77ZM159 254V253H158ZM70 255V256H69ZM134 255V254H133ZM136 255V254H135ZM143 255V254H142ZM142 255H141V257H142ZM147 255H150V251H149V254H147ZM231 255H232V252H231ZM230 255V256H231ZM234 255V254H233ZM233 255L231 256V257H233ZM69 256V258H67ZM144 256H146V254L144 255ZM183 256H184V258H183V262H181L182 264H196V262H197V264L199 263L198 261H196L195 262V258L193 259V258H191V256H190V254L188 255L187 253H186V256H185V254H183ZM137 257H138V255H137ZM231 257L229 258V260L231 259ZM79 259V258H78ZM78 259H76V260H78ZM137 259V258H136ZM221 259V258H220ZM72 260V259H71ZM75 260V259H74ZM222 260V263L224 262L223 260L224 259H221ZM221 260H219L218 259V264H219V262H221ZM182 261V260H181ZM217 261V260H216ZM226 261H228V260H226ZM232 261V260H231ZM242 261V262H241ZM180 263V264H181ZM221 263V264H222ZM225 264L226 263H228V262H224ZM70 264V263H69ZM216 264H217V262H216ZM229 264V263H228Z\"/></svg>",
  "mask_w": 264,
  "mask_h": 264
}]
</instances>
